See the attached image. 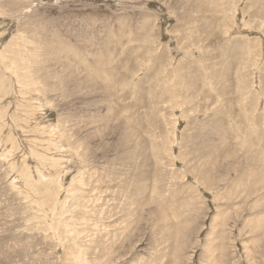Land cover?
<instances>
[{
	"label": "rangeland",
	"instance_id": "obj_1",
	"mask_svg": "<svg viewBox=\"0 0 264 264\" xmlns=\"http://www.w3.org/2000/svg\"><path fill=\"white\" fill-rule=\"evenodd\" d=\"M0 264H264V0H0Z\"/></svg>",
	"mask_w": 264,
	"mask_h": 264
}]
</instances>
